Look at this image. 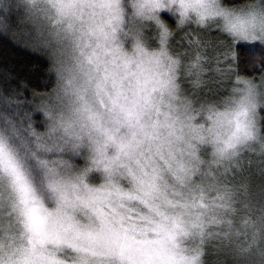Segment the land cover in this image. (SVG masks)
<instances>
[{
    "label": "rangeland",
    "instance_id": "1",
    "mask_svg": "<svg viewBox=\"0 0 264 264\" xmlns=\"http://www.w3.org/2000/svg\"><path fill=\"white\" fill-rule=\"evenodd\" d=\"M105 2H113L118 14H106L101 0H0V29L44 53L56 80L36 110L41 116L28 115L35 135L30 131V143L18 145L39 204L27 218L19 206L8 208L20 238L0 251V264H174L172 257L180 256L196 257V264H257V255L264 257V81L230 73L233 53L225 36L233 45L264 44L263 0H163L165 7L151 13L140 11L139 0ZM161 12L169 15L164 24L170 46L160 40ZM237 14L244 24L226 27L225 18ZM89 76L106 78L109 92L118 82L139 124L173 130L192 145L195 154L180 190L219 196L223 206L214 216L192 227L184 214L166 212L145 232L101 223L111 215L113 186L127 191L121 149L132 129L123 116L95 124L81 119L79 93ZM42 106L51 113L45 115ZM52 126L58 127L59 150L46 136ZM221 129L236 142L253 132L256 140L214 162L208 142ZM38 138L51 151L38 147ZM33 152L55 167L54 176L38 166ZM7 206L0 197V211ZM250 241L255 244L245 251Z\"/></svg>",
    "mask_w": 264,
    "mask_h": 264
},
{
    "label": "snow or ice",
    "instance_id": "2",
    "mask_svg": "<svg viewBox=\"0 0 264 264\" xmlns=\"http://www.w3.org/2000/svg\"><path fill=\"white\" fill-rule=\"evenodd\" d=\"M138 6L140 11L149 13L163 7L161 0H139ZM99 7L107 8L109 11L106 14L115 15L119 12L113 2L101 0ZM156 19L162 30L161 43L170 46L167 39L169 31L164 24L169 19L168 13L161 12ZM235 52V61L239 66L257 54L264 56V44L241 42L236 44ZM200 59L201 57H196L197 64ZM228 63H232L229 55ZM197 64H193L192 68L196 69ZM111 89L112 91L109 92L106 78L97 79L89 76L83 91L79 93L77 109L81 119L90 120L94 124L123 116L132 129L131 138L122 145L121 149L124 158L121 171L129 182L127 191L113 186L107 199V203L111 205V215L107 220L102 217L101 223L105 227L117 224L127 226L129 230L138 229L145 232L152 227L151 222L155 217L175 211L184 214L192 227H199L203 218L214 216L223 205L221 198L211 193L208 196L200 194L193 197L185 196L180 190L189 174V160L195 154L192 145L187 142L182 143L173 130L165 132L157 124L149 127L139 124V117L135 115L134 109L126 106L127 97L122 98V89L118 82L114 81ZM42 107L45 115L51 113V108ZM239 128L238 125V131ZM65 130H67L66 126ZM12 131L14 132L15 129ZM57 131L58 127L52 126L46 136L53 141L52 148L59 150V146L55 143ZM224 143L225 150L233 146L231 141ZM38 147L51 151V148L39 142V138ZM32 156L37 160L39 167L49 176H54L55 167H51L48 161L39 159L35 152ZM32 185L33 176L24 157L16 145L10 142V136L0 131V197L10 208L19 206L22 214L27 218L36 211V205L39 204ZM8 220H11L10 216ZM172 259L174 264H196V257L180 256ZM50 264L56 262L50 261Z\"/></svg>",
    "mask_w": 264,
    "mask_h": 264
},
{
    "label": "trees",
    "instance_id": "3",
    "mask_svg": "<svg viewBox=\"0 0 264 264\" xmlns=\"http://www.w3.org/2000/svg\"><path fill=\"white\" fill-rule=\"evenodd\" d=\"M249 1L252 0H225V3L238 5ZM225 38L227 39L225 46L229 47L227 52L233 53L230 73L247 79L264 81V56L257 54L250 57L246 63L237 66L236 44L233 45L226 36ZM55 85L54 73L46 55L22 43L16 35L5 33L0 29V131L9 135L10 142L17 148L24 139L30 143L34 131L31 130L27 120L28 115L32 114L33 118L41 116L40 110H36L39 109L44 98L54 91ZM259 115L260 132L264 138V98ZM12 129L15 131L13 132ZM259 162L264 165L263 159ZM257 170V168L253 169V172ZM259 185L264 189V177ZM182 191L185 196L190 195L189 191ZM5 208L7 212L0 211V251L6 247L10 239L14 241L20 238L12 212H8V208H11L8 206Z\"/></svg>",
    "mask_w": 264,
    "mask_h": 264
},
{
    "label": "clouds",
    "instance_id": "4",
    "mask_svg": "<svg viewBox=\"0 0 264 264\" xmlns=\"http://www.w3.org/2000/svg\"><path fill=\"white\" fill-rule=\"evenodd\" d=\"M170 3L179 4L180 0H169ZM219 2V0H217ZM163 7L165 4L163 0H161ZM225 26L228 28H240L244 24L243 17L239 16V14L235 16H227L224 20ZM183 25L182 20L177 21V26L181 27ZM175 79L176 77L173 76ZM208 119L210 121H214V117L209 115ZM231 132H225L221 129L220 135L218 137H212V139L208 142V145L212 149V155H214L217 160L214 162H219L222 159H226L227 157L231 156L235 150H238L240 147L253 142L256 140V135L253 132L251 136L247 140H242L240 142H236L235 140H231ZM225 141H231L232 147H229L225 150ZM260 148L264 150V141L260 142ZM255 244V241H250L248 249L245 251H250L252 246ZM257 264H264V257L257 255Z\"/></svg>",
    "mask_w": 264,
    "mask_h": 264
}]
</instances>
